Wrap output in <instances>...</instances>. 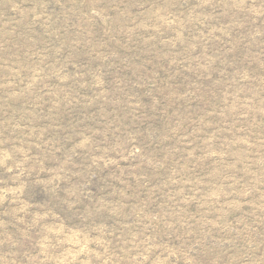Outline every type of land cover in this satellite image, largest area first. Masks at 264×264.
Instances as JSON below:
<instances>
[{"label": "rangeland", "instance_id": "obj_1", "mask_svg": "<svg viewBox=\"0 0 264 264\" xmlns=\"http://www.w3.org/2000/svg\"><path fill=\"white\" fill-rule=\"evenodd\" d=\"M0 264H264V0H0Z\"/></svg>", "mask_w": 264, "mask_h": 264}]
</instances>
